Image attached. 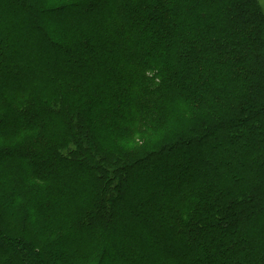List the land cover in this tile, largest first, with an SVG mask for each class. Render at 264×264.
<instances>
[{"label":"trees","instance_id":"obj_1","mask_svg":"<svg viewBox=\"0 0 264 264\" xmlns=\"http://www.w3.org/2000/svg\"><path fill=\"white\" fill-rule=\"evenodd\" d=\"M2 1L0 264H264L260 1Z\"/></svg>","mask_w":264,"mask_h":264},{"label":"rangeland","instance_id":"obj_2","mask_svg":"<svg viewBox=\"0 0 264 264\" xmlns=\"http://www.w3.org/2000/svg\"><path fill=\"white\" fill-rule=\"evenodd\" d=\"M259 1L262 4V8H263V11H264V2H262V0H259ZM3 8H4V2L2 0H0V9H3ZM34 40H35V37H32V38L29 39V41H31V42H33ZM34 49H35V46L34 45L33 46L32 45L31 46H24L23 49H20L18 51L19 54L18 55H15V57H17L19 59H22V60L25 59V58L26 59L27 58H32V61H37L38 57H36L37 56V53L34 51ZM12 52H15V51L12 50ZM44 57H45V60H48V57H46L45 55H44ZM49 63L50 64H48L49 66L47 67V69H51L52 70V67H58V64L55 61H54V63L52 61H49ZM34 64L37 65L38 63L37 62H34ZM13 66L14 65H11V66L7 67V69H10ZM23 68L25 69L26 67L23 66ZM24 72L26 73V76H28L31 73V69H26ZM5 84H7V83L5 82ZM185 162H187L186 165L188 167L190 166L192 169H195L194 164H193V160L189 159V160H187ZM177 170H180V167H177ZM191 172L192 171H189V172L185 173L184 176H183V178L184 179H187L188 176L191 174ZM147 178L150 179L151 181H154L153 182L154 184L158 180V179H155L153 176H151V177L148 176ZM169 179H171V178H169ZM164 182H165L166 187H167L165 189V194L166 195L167 194H173L174 191H175V183L173 184L172 182H168L166 179H164ZM58 226H61L63 228V224L60 223V222L58 223ZM68 242L70 243L68 246H74L73 240H69ZM66 257H67L68 260L73 259L72 256L70 254H68V253H66ZM58 263H60V262H58ZM84 263L88 264V262H84Z\"/></svg>","mask_w":264,"mask_h":264},{"label":"snow or ice","instance_id":"obj_3","mask_svg":"<svg viewBox=\"0 0 264 264\" xmlns=\"http://www.w3.org/2000/svg\"><path fill=\"white\" fill-rule=\"evenodd\" d=\"M262 2H264V0H262Z\"/></svg>","mask_w":264,"mask_h":264}]
</instances>
